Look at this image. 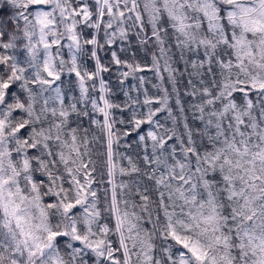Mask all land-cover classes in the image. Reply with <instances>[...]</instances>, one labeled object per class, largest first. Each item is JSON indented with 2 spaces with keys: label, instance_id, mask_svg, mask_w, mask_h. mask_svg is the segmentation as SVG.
<instances>
[{
  "label": "snow or ice",
  "instance_id": "obj_1",
  "mask_svg": "<svg viewBox=\"0 0 264 264\" xmlns=\"http://www.w3.org/2000/svg\"><path fill=\"white\" fill-rule=\"evenodd\" d=\"M0 264H264V0H0Z\"/></svg>",
  "mask_w": 264,
  "mask_h": 264
},
{
  "label": "trees",
  "instance_id": "obj_2",
  "mask_svg": "<svg viewBox=\"0 0 264 264\" xmlns=\"http://www.w3.org/2000/svg\"><path fill=\"white\" fill-rule=\"evenodd\" d=\"M146 75H147V78H148V83L146 84V87L148 88L149 94L150 95H156V94H158V90H157V88L153 87V84H159L160 81L156 80V78L151 73H148ZM165 87L170 88L171 85L165 84ZM172 103L174 104V100L172 101ZM164 115H166V114H161L162 122H163V116ZM178 131H179V129H178Z\"/></svg>",
  "mask_w": 264,
  "mask_h": 264
}]
</instances>
